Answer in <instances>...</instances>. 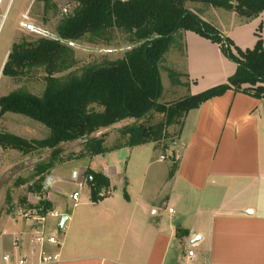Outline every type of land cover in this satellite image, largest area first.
<instances>
[{
    "label": "crops",
    "instance_id": "obj_1",
    "mask_svg": "<svg viewBox=\"0 0 264 264\" xmlns=\"http://www.w3.org/2000/svg\"><path fill=\"white\" fill-rule=\"evenodd\" d=\"M219 9L193 7L243 50L264 40V12L243 20ZM184 34L189 94L227 82L237 65L217 43L193 31ZM179 139L181 150L172 149L178 161L172 177L170 167L150 171L155 161L135 156L140 146L111 151L104 164L94 160L105 154L81 161L77 181L92 169L108 178V188L97 202L90 188L65 208L54 186L48 200L68 221L60 232L57 221H50L49 232H58L63 245L46 248L60 260L40 263L35 253L28 264H264V97L229 89L191 110ZM124 149L125 155H115ZM21 217L0 213V264H19L30 255L40 224L25 217L20 222Z\"/></svg>",
    "mask_w": 264,
    "mask_h": 264
},
{
    "label": "trees",
    "instance_id": "obj_2",
    "mask_svg": "<svg viewBox=\"0 0 264 264\" xmlns=\"http://www.w3.org/2000/svg\"><path fill=\"white\" fill-rule=\"evenodd\" d=\"M45 8L56 7L44 0ZM76 6L56 26L55 37H42L36 42L14 44L2 73L18 77L34 67H44L48 73L47 86L42 95L16 90L0 97V116L21 114L45 125L50 133L42 140L27 141L21 137L0 133V145L11 146L24 154L41 149H53L49 160L35 165L37 175L48 173L60 150L67 142L83 141L84 151L78 156L93 157L125 147L152 143L155 148L170 150L181 136L187 114L206 101L234 89L264 97V40L259 38L253 49L243 50L210 22L190 7L204 3L215 8L235 11L243 20L257 18L264 12V0H74ZM113 29L129 33L133 45L124 56L101 66H90L81 75L67 79L54 76L74 66V47L86 36L110 40L106 34ZM193 31L217 43L222 53L237 65L227 82L197 94H188L174 103L160 102L163 83L160 63L178 34ZM184 50L186 42L184 41ZM188 77V74H187ZM249 85L244 87V85ZM189 85L188 83L186 84ZM158 115L159 121L153 122ZM130 122L118 128L115 145H106L99 130ZM132 120V121H131ZM179 126L177 138L172 139L169 128ZM174 160V157H173ZM178 167L174 160L172 177ZM91 198L97 202L100 193L108 188V178L92 169ZM35 192L44 189L42 179L35 184ZM37 206L40 214L52 209L50 201Z\"/></svg>",
    "mask_w": 264,
    "mask_h": 264
},
{
    "label": "rangeland",
    "instance_id": "obj_3",
    "mask_svg": "<svg viewBox=\"0 0 264 264\" xmlns=\"http://www.w3.org/2000/svg\"><path fill=\"white\" fill-rule=\"evenodd\" d=\"M51 1L56 7L50 9L45 8L44 0L2 1L0 6V69L6 52L8 50L11 51L14 44L36 42L42 37L56 36L55 31L59 21L62 17L69 15L76 6L74 0ZM189 6L198 8L208 5L197 2ZM220 9L221 11L230 10L224 7ZM23 12L24 15L22 16ZM25 24H32L38 30L32 31ZM106 37L110 40H102L99 37L89 40L90 37L86 36V38L74 42L73 45L71 44L74 47V66L62 72H57L54 76L60 79H67L74 74L81 75L90 66H101L122 58L124 53L133 46L129 40V33L120 29H113L106 34ZM184 41L186 42L185 34H178L176 42L170 45L168 52L160 63L163 83V93L160 100L162 103H174L189 94L188 86L186 85L188 77L186 48L184 50L183 47ZM47 76L48 73L44 67H34L18 77L6 76L1 71L0 97L16 90L42 95L48 83ZM160 119L161 115H158L152 123ZM127 122H130V120L123 121L107 129H101L96 134L105 135L106 145L108 147L113 146L119 137L118 128ZM168 131L172 136L171 138L176 139L179 126L173 125ZM0 133H8L27 141H34L47 138L50 130L30 117L16 113H6L0 116ZM150 144L152 143L141 145L135 156L141 158L150 157L155 161L150 171L158 167H162V169L170 167L171 170L174 162L172 149L176 148L175 151L178 150V152L181 150L180 139L173 144L170 142V150L163 148L154 149ZM58 149L60 152L53 168L44 175H37L36 163L49 160L53 149L45 148L24 154L19 149L0 145V213L6 212L10 215L15 213L18 216H22L19 220L20 222L24 217L22 212L27 211L30 216L36 215L39 213L36 207L41 206V208H44V205H41V201L49 199L48 196L53 192L54 186L58 188V195L61 201L65 203V208L73 207L75 200L72 199V194L75 191L80 192L81 199L87 195L90 185L86 182V179L83 180L84 186L80 188L79 181H77L79 178L76 179L74 177L78 172L79 163L90 158L89 155L83 158L78 157L84 151L83 141L77 140L63 143ZM108 153H105L106 157H99L94 162L104 164L112 156V154ZM125 154L126 151L124 149L117 151L115 155L122 156ZM162 155L165 156L164 160L160 159ZM94 164L98 166V163ZM55 176L59 177L55 180ZM50 178H52V181L48 184ZM39 179H42L44 189L41 192H35L34 187ZM121 193H124V191ZM174 206L177 205L174 204ZM60 208L64 210V207ZM58 231L60 232L61 230L59 229Z\"/></svg>",
    "mask_w": 264,
    "mask_h": 264
},
{
    "label": "built area",
    "instance_id": "obj_4",
    "mask_svg": "<svg viewBox=\"0 0 264 264\" xmlns=\"http://www.w3.org/2000/svg\"><path fill=\"white\" fill-rule=\"evenodd\" d=\"M165 156H161V160H164ZM80 188H82L84 186L83 182L79 183ZM100 195H102V193H100ZM80 197V192L79 191H75L72 194V199L75 200V202L77 203ZM23 216L27 219H32L35 222H38L40 224V226L35 230V233L33 235V237L30 240V244L32 246L31 251H30V255H25L24 257L19 259V264H28L31 261V256L35 253H37L38 257H39V262L40 263H49V262H57L60 260V254L59 253H52L50 251L47 250V245H56L58 247H61L63 245V239L61 238V236H58V230L60 229L61 231L63 229L60 228V221L62 219V217L64 215H67L64 212H61L57 209H51L49 211H47L45 214H40L37 213L36 215L30 216V214L25 211L22 212ZM68 216V215H67ZM51 220H55L57 221L56 224V229H57V234H51L49 232V223ZM14 247L18 248L20 247V241L16 240L14 242ZM188 255L190 257L194 256V251L190 250L188 252ZM11 254L7 253L4 256V259L8 260L10 258Z\"/></svg>",
    "mask_w": 264,
    "mask_h": 264
},
{
    "label": "water",
    "instance_id": "obj_5",
    "mask_svg": "<svg viewBox=\"0 0 264 264\" xmlns=\"http://www.w3.org/2000/svg\"><path fill=\"white\" fill-rule=\"evenodd\" d=\"M2 1L3 0H0V6H1V4H2ZM26 26H27V28L28 29H30V30H32V31H36V30H38L37 29V27L36 26H34V25H32V24H25ZM51 37H55L54 35H50ZM69 44H74L73 42H69V41H67ZM51 181H52V178H50L49 180H48V184H50L51 183ZM86 182L90 185L91 184V182H92V176H87V178H86ZM68 221V216L67 215H64L63 217H62V219H61V221H60V228L61 229H63L64 228V225H65V223ZM201 239V237L199 236V237H197V238H195L194 240H193V244L194 243H196L197 241H199Z\"/></svg>",
    "mask_w": 264,
    "mask_h": 264
}]
</instances>
